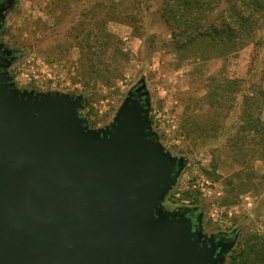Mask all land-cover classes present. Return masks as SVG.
<instances>
[{
    "label": "rangeland",
    "instance_id": "374dc122",
    "mask_svg": "<svg viewBox=\"0 0 264 264\" xmlns=\"http://www.w3.org/2000/svg\"><path fill=\"white\" fill-rule=\"evenodd\" d=\"M162 2L14 0L0 10L1 71L16 97L78 100L89 136L108 135L139 101L146 138L175 162L156 218L192 216L197 246L222 243L215 264H229L264 241L263 139L241 117L264 70V13L240 50H179Z\"/></svg>",
    "mask_w": 264,
    "mask_h": 264
},
{
    "label": "water",
    "instance_id": "95a60500",
    "mask_svg": "<svg viewBox=\"0 0 264 264\" xmlns=\"http://www.w3.org/2000/svg\"><path fill=\"white\" fill-rule=\"evenodd\" d=\"M32 99L0 72V264H215L222 243L199 248L190 219L154 214L175 162L146 138L139 101L94 137L78 100Z\"/></svg>",
    "mask_w": 264,
    "mask_h": 264
},
{
    "label": "trees",
    "instance_id": "16d2710c",
    "mask_svg": "<svg viewBox=\"0 0 264 264\" xmlns=\"http://www.w3.org/2000/svg\"><path fill=\"white\" fill-rule=\"evenodd\" d=\"M162 6V18L179 50L199 42L210 43L215 49L227 45L233 51L240 50L247 45L264 13V0H163ZM258 86L250 97L244 98L249 108L246 112L241 109L240 115L263 139L258 144L263 153L264 129L257 112L264 110V70ZM229 264H264V241L253 243L239 260L233 257Z\"/></svg>",
    "mask_w": 264,
    "mask_h": 264
},
{
    "label": "flooded vegetation",
    "instance_id": "af4514ba",
    "mask_svg": "<svg viewBox=\"0 0 264 264\" xmlns=\"http://www.w3.org/2000/svg\"><path fill=\"white\" fill-rule=\"evenodd\" d=\"M13 1H14V0H0V10H6L5 6H7V5H11ZM1 70H2V69H1V67H0V71H1ZM189 218H190V220H191L192 227H193V229L195 230V228H196V222H195V220L192 218V216H189Z\"/></svg>",
    "mask_w": 264,
    "mask_h": 264
},
{
    "label": "crops",
    "instance_id": "0c3cea01",
    "mask_svg": "<svg viewBox=\"0 0 264 264\" xmlns=\"http://www.w3.org/2000/svg\"><path fill=\"white\" fill-rule=\"evenodd\" d=\"M0 72H2V71H0Z\"/></svg>",
    "mask_w": 264,
    "mask_h": 264
}]
</instances>
